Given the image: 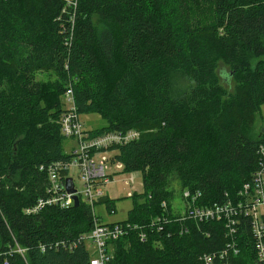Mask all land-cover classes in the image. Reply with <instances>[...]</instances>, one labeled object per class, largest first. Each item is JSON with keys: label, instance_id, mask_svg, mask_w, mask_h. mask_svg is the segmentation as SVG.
Returning <instances> with one entry per match:
<instances>
[{"label": "trees", "instance_id": "16d2710c", "mask_svg": "<svg viewBox=\"0 0 264 264\" xmlns=\"http://www.w3.org/2000/svg\"><path fill=\"white\" fill-rule=\"evenodd\" d=\"M263 58L264 0H0V264H90L88 203L26 213L47 196L46 168L68 159L67 89L80 115L106 121L94 134L140 133L116 156L143 179L123 222L136 230L112 243L109 264H259L246 221L230 236L225 219L178 216L170 183L211 206L252 181L264 133L246 129L264 105ZM177 71L194 87L174 98ZM38 72L57 82L47 89Z\"/></svg>", "mask_w": 264, "mask_h": 264}, {"label": "built area", "instance_id": "2783aa9c", "mask_svg": "<svg viewBox=\"0 0 264 264\" xmlns=\"http://www.w3.org/2000/svg\"><path fill=\"white\" fill-rule=\"evenodd\" d=\"M63 98L68 107L62 119V133L65 138L74 140L76 146L70 154H67L68 159L56 162L46 168L47 196L39 198L36 205L28 208L26 213L34 215L52 205L68 209L74 206V196L77 195L80 203L84 201L93 208V228L91 232L81 237L91 254L90 264H109L115 251L112 243L136 230V226L130 223H103L98 217L95 202L106 197L102 185L110 182L107 163L114 164L117 161L114 157L101 159V156L103 153L118 150L119 147L137 140L140 133L131 130L125 133L105 132L97 135L93 133L94 131L85 130L73 91L67 89ZM259 153V167L255 171L252 181L243 186L235 199L215 203L211 206H200L197 196L192 195L189 191H184L185 210L182 214L176 215L201 223L225 219L230 228V236L236 234L238 224L246 221L250 226V238L257 262L264 264V145L261 146ZM117 164L120 165V168L124 167L120 162ZM75 170L79 171L85 189L80 193L72 178L77 191L74 194H69L66 190V180ZM134 182L135 176H132L131 183L134 184ZM162 207L166 208V204H163ZM111 213L114 214L115 211ZM165 222L166 217H158L153 220L151 228H157L156 230L160 231ZM140 240L145 243L148 236L142 233ZM18 252L24 254L25 250L19 249ZM238 252V249H234L235 254ZM224 254L225 252H222L220 256L223 257ZM204 260L206 264H213L211 257L205 256Z\"/></svg>", "mask_w": 264, "mask_h": 264}, {"label": "rangeland", "instance_id": "374dc122", "mask_svg": "<svg viewBox=\"0 0 264 264\" xmlns=\"http://www.w3.org/2000/svg\"><path fill=\"white\" fill-rule=\"evenodd\" d=\"M264 59V58H263ZM258 60L257 58L251 57L252 66L255 67ZM225 72L229 73L228 69ZM38 79L44 83L47 89L54 86V83L57 82V77L53 73L48 72H38ZM222 83L229 87L227 83L222 79ZM194 87V83L190 81L184 73L177 71L172 72L171 75V92L174 98H179L183 96L186 92L190 91ZM232 87V83H231ZM65 108L68 105L64 106ZM81 122L85 130L95 131L106 126V121L96 113L90 114H81ZM264 131V105L261 108V111L256 117V121L252 127L246 129V132L251 137L258 138L262 135ZM76 146V142L72 139H65L64 141V152L70 154L72 149ZM119 154L118 150H111L107 153H103L102 158H116ZM116 161L114 164L108 162V178L110 182L108 184L102 185L106 197L114 201V210L115 213L112 214L106 205L97 203L96 213L100 220L107 223H123L128 219L129 212L133 208V197L136 194L144 192L143 179L140 173H130L126 172L124 167L120 168V165ZM132 176H135L134 184L131 183ZM70 178L75 180V185L77 190L81 193L84 191V183L80 177L79 171H72ZM170 189L174 192V199L172 202L173 211L175 214H182L185 210V201L183 197L182 188L177 177H173L170 183ZM91 246V244H90ZM91 250L93 248L91 247Z\"/></svg>", "mask_w": 264, "mask_h": 264}, {"label": "water", "instance_id": "95a60500", "mask_svg": "<svg viewBox=\"0 0 264 264\" xmlns=\"http://www.w3.org/2000/svg\"><path fill=\"white\" fill-rule=\"evenodd\" d=\"M220 75L224 74V72L221 70V72H219ZM231 77V76H230ZM264 133V131H263ZM66 190L69 194H74L76 193V189H75V185L73 182L72 178H67L66 180ZM80 204V200L79 197L77 195L74 196V206H78Z\"/></svg>", "mask_w": 264, "mask_h": 264}, {"label": "crops", "instance_id": "0c3cea01", "mask_svg": "<svg viewBox=\"0 0 264 264\" xmlns=\"http://www.w3.org/2000/svg\"><path fill=\"white\" fill-rule=\"evenodd\" d=\"M103 223H107V222H103Z\"/></svg>", "mask_w": 264, "mask_h": 264}]
</instances>
